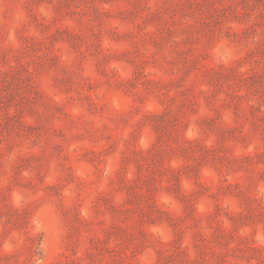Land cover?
Returning <instances> with one entry per match:
<instances>
[{
	"label": "rangeland",
	"instance_id": "rangeland-1",
	"mask_svg": "<svg viewBox=\"0 0 264 264\" xmlns=\"http://www.w3.org/2000/svg\"><path fill=\"white\" fill-rule=\"evenodd\" d=\"M0 264H264V0H0Z\"/></svg>",
	"mask_w": 264,
	"mask_h": 264
}]
</instances>
